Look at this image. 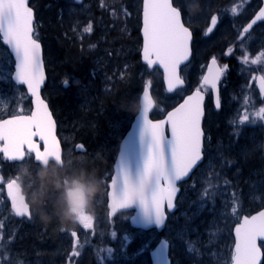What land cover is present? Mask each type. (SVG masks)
Segmentation results:
<instances>
[{"label": "snow or ice", "instance_id": "snow-or-ice-1", "mask_svg": "<svg viewBox=\"0 0 264 264\" xmlns=\"http://www.w3.org/2000/svg\"><path fill=\"white\" fill-rule=\"evenodd\" d=\"M143 6V49L142 56L149 68L158 65L163 69L167 84V91L172 92L184 84L180 75V66L189 60L191 55L190 43L192 32L182 19L183 8L174 4V0H142ZM236 13V9H233ZM257 21H264V8L258 15L243 28L241 38L248 33ZM217 17L211 18L215 26ZM213 29L209 27L207 32ZM91 31V26L85 29ZM0 39L7 45L15 57V74L12 79L17 85H26L27 91L33 98L34 111L30 114H12L7 119H0V153L6 159L22 161L26 155L34 154V160L46 159L50 156H61L60 143L54 135V122L48 105L41 98L40 89L45 80V73L41 58V44L35 35L34 12L28 5V0H0ZM229 48L227 54H231ZM264 53H261L251 64H257ZM242 63L248 64L249 57L245 55ZM228 65L219 66L216 58H212L207 66V74L202 76V82L183 102L173 110L167 112L163 120L149 119L153 101L147 88L143 91L144 108L138 116L141 124V145L145 135L150 137L147 154L143 157L142 166L138 175L142 181H150V192L141 200L132 199L127 191L130 167L125 160L123 149L115 162L114 174L111 175L108 185L109 216H114L119 210L138 209L131 216L133 225L142 228L155 226L162 227L165 219V205L168 210L174 208V201L179 191L177 182L188 177L199 162L203 159V144L205 133L202 121L205 117V97L211 92L217 110L221 107L219 87L221 78L225 76ZM258 79L261 96H264V75L253 77ZM260 120H264V107L255 113ZM249 119L245 115L241 123ZM170 135H166L165 127ZM238 135V133H237ZM38 137L43 143L41 146L34 141ZM26 146V151H25ZM81 149L83 145H79ZM107 178V177H105ZM225 184L229 182L224 181ZM8 196L12 201V209L17 217L32 219V211L19 193L17 178L7 183ZM211 185L205 188L203 195L211 194ZM238 197L233 194L232 214L237 215ZM202 204L200 207L202 208ZM79 224L84 229L93 228V217L81 214ZM235 241L231 254V264H261L264 253L258 241H264V210L255 215L238 217L234 228ZM72 238H77L75 230L70 232ZM115 237V232L112 233ZM131 241L129 236L124 237L126 247ZM78 241L74 240L71 257H78ZM148 245L145 244L146 248ZM168 248L167 241H161L154 255L158 256L163 264H169L165 259ZM194 249L189 245L188 251ZM111 249L108 252L111 253Z\"/></svg>", "mask_w": 264, "mask_h": 264}, {"label": "rangeland", "instance_id": "rangeland-1", "mask_svg": "<svg viewBox=\"0 0 264 264\" xmlns=\"http://www.w3.org/2000/svg\"><path fill=\"white\" fill-rule=\"evenodd\" d=\"M112 3L108 0H102L101 4L103 7L108 8L109 15L113 19H117L121 15V18L126 16V12L121 8L119 10H110V7L106 5ZM186 9L190 13V24L196 26V29H206L210 23V17L213 13H217V9L222 11L221 16L223 17L222 26L230 25V16L226 12L232 11L233 9H240L241 13L244 12V8L248 3V0H184ZM89 8V4L82 5L80 9L73 8V12L79 14L78 11L86 10ZM104 8V9H105ZM246 10H248L246 8ZM124 19V18H123ZM83 23V17L81 20H76V25L80 24L75 30L78 31V37L83 38L92 33V25L89 22L88 18H85ZM240 23L237 20L235 22L232 19V24L236 27V24ZM91 26V31H85L86 28ZM226 30V29H224ZM213 37L210 38L209 43H205L203 48L206 50H212L217 43H213ZM201 50V49H200ZM199 50V51H200ZM198 51V58L194 59L193 63L184 69V77L188 83V90L199 87V81L201 78V73L204 68L202 61H199L202 53ZM215 52V51H214ZM249 57L250 60L255 59L258 54L250 57V54H245ZM235 57V56H234ZM244 55L240 57L242 62ZM261 60L257 64H245L244 67H241L243 72H246L244 87L248 91L247 94L253 97L252 94V84L253 77L256 71L261 70ZM220 66L225 65L224 62H219ZM230 66V65H229ZM228 66V70H229ZM13 61L7 52V50L0 43V119L10 116L12 114H19L22 109L23 113L27 112L30 109L28 99L25 97L23 90L20 87L15 86L11 82V75L13 72ZM227 70V71H228ZM246 70V71H245ZM155 87L152 90L153 97L156 101V110L164 112L171 105L176 103L179 97L184 93L176 96L167 95L164 90L160 89V74L158 71H153ZM252 102H255V99H252ZM261 108V107H260ZM259 112L257 110H250L249 112L244 113L252 119L251 124L253 126L260 127V131L264 132V120H260L255 113ZM242 116V115H241ZM66 129V126L61 125L60 129ZM63 129V134H61V139L66 143L64 150V161L67 165H70L73 161L71 157L72 151V135L67 132V129ZM86 158L78 156L76 159L77 163H82ZM31 162L28 158L21 164L17 166H12L11 168L3 167L0 159V264H50L53 260V257H59L60 264H69L68 260L77 259V257L65 256L66 251H69L68 254H71L73 249L74 240H77L76 245L77 250L85 255L86 260L90 261L91 264H104V261H110L109 264H123L126 261H131V264H144L145 262L137 258L135 255L140 251H148L152 248V244L158 241L157 234L154 232H145V234L131 233V230H128V217L127 214H121L114 219H108L107 211L104 208V195L100 193L92 202L88 212H82L93 217V228L84 229L80 224L75 227L77 232V238H72L70 235L71 231H65L69 236L67 237L65 251L61 248L63 242H58L57 245L60 246V249L57 253H54L52 247L45 246L42 250H36L35 253H30V250H35L37 246L40 245L39 239L33 240L29 237V232L37 228L36 219L38 218L35 214L33 221H30L26 226L27 230H21L22 225L17 223L12 215L9 214L10 211L6 208V202L2 197L3 185L11 178H17V181L20 184H23L25 188H29L28 180L26 179L30 172L26 173L28 163ZM209 164V173L202 174L201 176H195L193 179L187 183L185 186L186 189L183 191L182 196L178 199V213L171 218V224L165 230L164 237L170 242L171 250L174 252L173 257L177 260L178 264H230L231 263V235L230 229L234 223L238 221V217L241 215L243 197L241 192L237 190L235 193L238 197L237 215L232 214L233 207V192L230 190H217L219 188L218 181L223 180V166L216 161L208 162ZM212 166L220 171L212 173ZM74 168V166L72 167ZM52 173V170H51ZM61 174V172H60ZM73 174V173H72ZM79 174V173H78ZM62 178L60 179V186L57 189V200L63 201V195L65 190L69 189V186L72 182L78 181L81 179L80 174L70 176L66 172L61 174ZM69 176V178L67 177ZM206 176L208 178H206ZM105 181V180H104ZM205 186L203 189L199 188V185ZM211 185V194L208 197L203 195L205 188H208ZM215 187V189H214ZM217 190V191H216ZM246 199L247 203L251 204L249 208L255 207L257 205L262 206L264 204V188L261 190H254L250 193L247 191ZM30 195V202L35 197V195L28 190ZM204 205L202 208L201 205ZM245 207V206H244ZM247 210V208L245 207ZM42 212L43 210H39ZM35 213V211H34ZM81 213V214H82ZM22 225V226H21ZM32 225V226H29ZM73 231V230H72ZM63 232V231H62ZM115 232V237L112 233ZM129 236L131 241L127 244L126 247H122L124 244V237ZM38 240V241H37ZM30 243H33L30 246ZM148 246L145 248L144 245ZM151 244V245H150ZM189 245L193 247V251L189 252ZM57 246V247H58ZM27 248V249H26ZM30 249V250H29ZM108 249H111V253L108 252ZM26 251V253H24ZM64 251V252H63ZM22 253V254H21ZM30 253L31 255H28ZM59 254V255H58ZM124 261L121 263L120 256H122ZM39 258H33L32 257ZM78 256V257H79ZM105 256V258L103 257ZM31 257V258H30ZM65 261V262H64ZM107 264V263H105Z\"/></svg>", "mask_w": 264, "mask_h": 264}, {"label": "trees", "instance_id": "trees-1", "mask_svg": "<svg viewBox=\"0 0 264 264\" xmlns=\"http://www.w3.org/2000/svg\"><path fill=\"white\" fill-rule=\"evenodd\" d=\"M113 1L116 10L122 8L130 17L123 19L120 15L113 19L97 11L90 15L92 33L79 38L75 28L81 23L78 26L75 23L77 19L87 18L84 12L76 14L65 5V0H30L35 12V35L43 47L47 72L44 97L59 129L64 124L75 143L83 145L87 154V160L77 163L72 173H79L89 184L99 182L102 189L103 177L111 171L118 144L135 115L143 87L148 85L151 91L155 87L153 73L140 61L141 0ZM229 85L230 80L226 81L225 91ZM159 114L156 110L154 117ZM253 150L244 145L236 153L237 160L249 169L250 176L263 168V161L250 155ZM1 164L5 167L3 161ZM28 164L27 191L31 190L43 201L39 209L52 217L51 225L39 222L40 228L38 225L34 233L29 232V238L35 240L37 235L45 237V233L40 232L41 227L50 228L57 219L61 200H57L52 177L55 174L32 162Z\"/></svg>", "mask_w": 264, "mask_h": 264}, {"label": "flooded vegetation", "instance_id": "flooded-vegetation-1", "mask_svg": "<svg viewBox=\"0 0 264 264\" xmlns=\"http://www.w3.org/2000/svg\"><path fill=\"white\" fill-rule=\"evenodd\" d=\"M102 0H69L66 2V5L69 9L77 8L78 10L82 5L89 4V8L86 10H80L78 12H84V17H87L89 22L92 25L91 21V14H95L98 12H104L105 14H109L108 8H105L101 4ZM112 3L108 4L106 1V5L110 7V10H115V4L113 3V0H109ZM73 4V5H72ZM174 4H179L182 6V19L185 22L186 26L189 27L190 31L192 32V62L194 59L198 58V51L202 53L201 58L199 61H202L204 64V68L202 70L201 76L205 72L207 63L212 58H216L217 64L220 66L219 62H224L226 65L229 66V70L226 72L225 76L221 78L220 84H219V95L221 100V107L219 110L216 109L215 104L213 103V100L209 93L206 95V102H205V117L203 120L202 127L204 129L205 138H204V144H203V159L201 163L198 165L197 169L194 171L193 175L191 176V179H193L195 176H201L202 174H208L209 171V164L208 162L216 161L217 163H220L221 166H223V174L222 170H219V167L216 170L215 166H212V173H216V171H220L221 176H223V180H227L229 183L225 184L224 181H218L219 182V188L217 190H230L232 193H236L238 189L239 194H242L241 197H243V203L241 215L240 217H243L244 215L251 216L253 213L261 210L264 208V204L262 206H255L252 208L249 203H247L246 194L249 190L250 193L254 190H261V188H264V132L260 131V127L253 126L251 124L252 119L249 117L247 121H244L241 123L242 118L244 117V113L249 112L250 110H257L260 109V107H264V96H261L259 92V87L257 84V79H254L252 82V94L253 97L249 96L247 94V90L244 87L245 78L247 77L246 72H243L241 67H244V63L240 61L241 56H245V54H250V57L253 55L258 54V56L261 53H264V21L257 22L255 25H253V28L246 34L243 35V38H241V33L243 32V28L247 26L248 23H250L256 13L259 11V9L262 6L261 0H248V3L246 4V7L244 8V12L240 15L241 11L240 9H236V13H233L232 11L226 12L230 16V25L222 26L223 24V17L221 16L222 11L220 9H217V13H213L210 17V23L209 27H212V31L209 33L207 32V29L203 27L202 29L197 28L196 26H193L190 24V16L189 12L186 9L185 1L184 0H174ZM105 8V9H104ZM246 8L248 10H246ZM126 12V17H130V13L128 11ZM213 16L217 17V23L215 26L211 24V18ZM85 19V18H84ZM232 19L235 20V22L240 21V23L236 24V27L234 24H232ZM85 24L86 22L83 21ZM226 29V30H224ZM213 37V43H217L216 46L213 47L212 50H206L203 48V45L205 43H209L210 38ZM229 48L232 49L231 54H227ZM215 51V52H214ZM235 56V57H234ZM256 58V57H255ZM249 59V65H251ZM261 70L256 71L254 73V77H259L261 75H264V57L261 58ZM182 77L184 76L181 73ZM234 79L235 81L231 80ZM184 79V77H183ZM185 80V79H184ZM231 81V85H229V89L225 91L224 87L226 86V81ZM236 82L238 85L236 86ZM252 99H255V102H252ZM242 115V116H241ZM63 130L59 129L58 135L60 136L61 145H62V161L63 165L58 166L52 162L49 163V166L47 168H51L52 172L55 175H60L61 172H66L67 175H74L72 174L71 170L72 167L75 166L77 163H75V160L78 158V156H82V158H86L87 160V154L84 152V149L78 147L75 143V141L72 139V151H71V157L73 158V161L70 165H67L64 161V150L66 147V143L62 141L61 134ZM61 133V134H60ZM238 133V135H237ZM244 145H247L249 147H253V152L250 153V155H255L258 159H261L263 161V168H261L259 171H257L255 176H250L249 169H246L239 163V161L236 158V153L241 149ZM17 166L16 164H8L7 167ZM8 167V168H9ZM74 169V168H73ZM79 175V174H76ZM81 176V175H80ZM69 178V176H67ZM206 178H208L206 176ZM78 180L84 184H89V181H86L85 178H79ZM190 179V180H191ZM189 180V181H190ZM61 181V180H60ZM186 182L181 185V194L180 197L183 194V191L186 189ZM206 183L203 185H199L200 189H203ZM215 189V187H214ZM68 190V189H67ZM216 190V191H217ZM103 194L105 193V190L102 189L101 191ZM238 193V192H237ZM179 197V199H180ZM64 198V195H63ZM105 199V194H104ZM30 203V202H29ZM61 207L63 205V201H60ZM7 205V204H6ZM247 210L245 209V207ZM7 210H9L8 205L6 206ZM104 208L106 209V205L104 203ZM32 211V219L35 218V213L32 208H30ZM40 210V209H39ZM11 212H9L10 214ZM44 214V211L41 212ZM82 213V212H81ZM80 213V215H81ZM12 215V214H10ZM79 215V217H80ZM107 215V214H106ZM13 217V216H12ZM14 218V217H13ZM31 219V220H32ZM14 220L17 223H20L22 225L21 230H27L28 227H26L31 220L29 219H15ZM36 221H40L38 218ZM237 223V222H236ZM236 223H234L230 229V235H231V252L233 251V245H234V237H233V229L235 228ZM58 224L59 221L56 219L52 226L44 227L45 237H41V241L39 242L42 244L39 250H42L45 248L42 242H47L48 238L52 233L56 234V237L54 239V243L50 245L52 247V250L54 253H57L60 249V246L57 245L58 242H63V246L61 247L65 251V246L67 237L69 234H67L65 231H59L58 230ZM141 232V231H138ZM143 233V232H142ZM166 235V234H165ZM40 236V235H39ZM38 241V240H37ZM156 243L152 244V248L155 246ZM170 244V242H169ZM151 245V244H150ZM58 246V247H57ZM27 249V248H26ZM30 250V249H29ZM150 249L148 251H140L135 256L139 258L140 260L144 261V264H151L150 260ZM63 251V252H64ZM26 253V251L24 252ZM31 253V250H30ZM30 253H27L28 255H31ZM69 251H66L65 256H70L71 254H68ZM22 254V253H21ZM174 252L171 250V247L169 249V260L170 264H178L177 260L173 257ZM59 255V254H58ZM105 258V256H103ZM31 258V257H30ZM35 257H32L33 259ZM39 258V257H38ZM122 256H120L121 263L124 261ZM69 264H91L90 261L86 260V257L84 254L77 257V259L68 260ZM65 262V261H64ZM110 261H104V264H109ZM35 264H38L35 263ZM41 264V263H40ZM42 264H45V262H42ZM50 264H60L59 257H53V260L50 262ZM101 264V261H100ZM123 264H131V261H126V263Z\"/></svg>", "mask_w": 264, "mask_h": 264}, {"label": "water", "instance_id": "water-1", "mask_svg": "<svg viewBox=\"0 0 264 264\" xmlns=\"http://www.w3.org/2000/svg\"><path fill=\"white\" fill-rule=\"evenodd\" d=\"M261 1H262V7H261L260 9L264 8V0H261ZM28 5H29V7H30V0H28ZM260 9H259V11L256 13V15L259 14ZM33 12H34V10H33ZM142 12H143V6H142V8H141V27H140V37H141L140 59H141V63H142L143 65H145L149 71H151V70H153V69H157V70L161 73V80H162V84H163L164 90H165L166 94H168V95H172V94H174L177 90L182 89V88L184 87V85H185V82H184L183 85L177 87V88L174 89L172 92L167 91V84H166V81H165V78H164V72H163V69L160 68L158 65H154L152 68H149V67L147 66L146 62L143 60V56H142V49H143V34H142L143 17H142ZM34 14H35V13H34ZM256 15H255V16H256ZM254 18H255V17H254ZM34 21H35V16H34ZM257 22H261V21H257ZM0 42H1V44L7 49L8 53L11 55L12 60H13V62H14V65H13V73H12V76H11V81L15 84V81L12 79V77H13L14 74H15V57H14V55L12 54L11 49H10L7 45H5V44L3 43L2 39H0ZM191 43H192V40H191ZM191 43H190V49H191ZM40 44H41V43H40ZM191 54H192V53H191ZM41 58H42V63H43V68H44V73H45V80H44V83H43L42 86H41V89H40V95H41V98L44 99V98H43V95H42V91H43V89H44V87H45V84H46L47 78H46V71H45V67H44V60H43L42 46H41ZM190 60H191V55H190V57H189V60L186 61L185 64H182V65L180 66V69H181L183 66H185L186 64H188V63L190 62ZM210 63H211V60L208 62L207 66L210 65ZM206 74H207V67H206V71H205L204 75H206ZM257 78H258V77H257ZM201 82H202V79H201L200 83H201ZM257 84H258V79H257ZM15 85H17V84H15ZM17 86H21V87L25 90L27 96L29 97V99H30V105H31V110H30V113H31V111H34V110H35V109H34V104H33V98H32V97L30 96V94L28 93L26 85H17ZM218 87H219V85H218ZM145 88L148 89V91H149V95H150V97H151V99H152V101H153V107H152V110L149 112V119L153 120L154 122H155V121H158V120H163V119H165V118H166V115H167V112L173 110L176 106H178L180 103L183 102V99H184V98L187 97V95H186V96H185L180 102H178L173 108L169 109L161 119H155V120H154V119L151 118V114H152V112H153V110H154V107H155V101H154V99H153V97H152V95H151V92H150L149 88H148L147 86H145L144 89H145ZM144 89H143V91H144ZM193 91H194V90H193ZM193 91H192V92H193ZM192 92H190L188 95H190ZM211 97H212V100H213V103H214V98H213V95H212V94H211ZM139 99H142V100H143V92L141 93ZM44 100H45V99H44ZM45 102L47 103L46 100H45ZM214 104H215V103H214ZM47 105H48V103H47ZM48 109H49V111H50V113H51V115H52V112H51V110H50V108H49V105H48ZM30 113H29V114H30ZM7 118H9V117H6V118H4V119H7ZM52 120H53V122H54V135L56 136L57 140H58L59 143H60V140H59V138H58V136H57L56 122H55V119H54L53 115H52ZM202 122H203V121H202ZM165 131H166V135H170V132H169L167 126L165 127ZM140 135H141V124H140V122L138 121V116L135 115L134 118H133V120H132V122H131V124H130V126H129V129L127 130V132L125 133V135L123 136L122 140H121L120 143H119L118 152H117V155H116V157H115V160H114V163H113V167H112V171H113V172H112V175H113V174H114V169H115V162H116V160H118V157H119V155H120V153H121V150L123 149L124 154H125V160H126L128 166L130 167V175H129V177H128V184H129L130 182H134V183H137V184H140V183L143 182V181L141 180V178L139 177V175H138V169L142 166L143 157L147 154V149H148V146H149L151 140H150V137H149V136L145 135L144 138H143V145H141ZM34 141H35L36 143H38V144L41 146V150H43V143L39 140V138H38V137H35V138H34ZM0 142H1V145H0V146H2L3 142H2V141H0ZM60 147H61V143H60ZM25 151H26V146H25ZM61 151H62V148H61ZM0 154H1L2 157H3L7 162H9V163H16V162H22V161H23V160H22V161H13V160H9V159H6V158H5V156H4L3 153H0ZM32 155H33V157H34V154H32ZM34 162L37 163V164H39L42 168H46L50 162H53V163H55L56 165H59V166H62V164H63V163H62V158H61V156H50V157H48V158H46V159H43V158L40 159L39 162H37L36 160H34ZM200 163H201V162H199L198 165H199ZM198 165L196 166V168L198 167ZM196 168L193 169V171L189 174L188 177H186V178H184L183 180L177 182V187H178L179 191H178L177 196H176L175 201H174V205H175V206H174V208H173L172 210H168V209H167V206L165 205L166 219H165V222H164V224H163L162 227L157 228V227H155V226H152V227H149V228H146V229H145V228L140 227L139 225H133V223H132L130 217H131V216H134V215L136 214V211H138V209H136V208H134V209H123V210H119V211L116 213V215L119 214V213L131 212L132 214H131V216L129 217V225H130L132 228L142 229V230H145V231H149V230L155 229L157 232L160 233V232L164 229V227H165V224H166V221H167V213L172 214V213L176 210V208H177V207H176V200H177V197H178L179 192H180V188H179L178 185H179L180 183H182V182L187 181V180L190 178L191 174L194 172V170H195ZM110 178H111V177H110ZM7 183H8V182H7ZM7 183H6L5 186H4V193H5V196H6L7 200H8V203H9V205H10V208H11L12 212L14 213V211H13V209H12V201H11V199H10L9 196H8ZM109 183H110V181L108 182V185H109ZM108 185H107V186H108ZM17 186H18V189H19V193H20V195L23 197V199H24L25 202H26V198H25V195L22 193V188H21V186H20L18 183H17ZM127 188H128V186H127ZM108 191H109V188H108ZM108 191H107V209H108V216H109L110 209L108 208V203H109ZM129 196H130V195H129ZM130 197H131V196H130ZM131 198H132V197H131ZM132 199H133V198H132ZM26 203H27V202H26ZM27 205H28V204H27ZM28 206H29V205H28ZM262 210H264V209H262ZM260 211H261V210H260ZM258 212H259V211H258ZM258 212L254 213V214H252V215L257 214ZM14 214H15V213H14ZM116 215L111 216V217L109 216V218H113V217H115ZM15 217H17V216L15 215ZM17 218H27V217H17ZM27 219H28V218H27ZM232 234H233L234 241H235L234 229H233ZM161 241H166V240H165V239H161L160 242H161ZM160 242H159V243L153 248V250H151V252H150V259H151L152 264H163V261H162L158 256L154 255V253H156V250H157V248H158L159 245H160ZM260 242H264V241H258V244H259ZM233 249H234V245H233ZM168 251H169V244H168V248H167V250H166V252H165V259H166V260L169 262V264H170V261H169V259H168ZM261 251H262V249H261ZM262 253H263V251H262ZM262 262H263V257H262V260H261V264H262Z\"/></svg>", "mask_w": 264, "mask_h": 264}, {"label": "clouds", "instance_id": "clouds-1", "mask_svg": "<svg viewBox=\"0 0 264 264\" xmlns=\"http://www.w3.org/2000/svg\"><path fill=\"white\" fill-rule=\"evenodd\" d=\"M144 108L142 99H138L135 109V115L139 116ZM62 187V186H59ZM102 191V185L99 182L84 184L80 181L72 182L68 190H65L63 205L57 211L56 217L59 221V231H72L79 224V215L81 212H88L93 200ZM128 194L134 200L144 199L150 192V181L145 179L137 184L130 182L127 188ZM43 201L37 196L32 199L30 208L35 211L36 216L44 225H51L52 217L42 214L39 208Z\"/></svg>", "mask_w": 264, "mask_h": 264}, {"label": "bare ground", "instance_id": "bare-ground-1", "mask_svg": "<svg viewBox=\"0 0 264 264\" xmlns=\"http://www.w3.org/2000/svg\"><path fill=\"white\" fill-rule=\"evenodd\" d=\"M66 2L67 1H69V0H65ZM62 4V3H61ZM66 5V4H65ZM73 5V4H72ZM75 26H78V25H76V23H75ZM75 163H77V161L75 160ZM9 167V166H8ZM9 168H11V167H9ZM46 171H48V173H51V168H46L45 169ZM72 170H73V168H72ZM72 170H71V172H72ZM52 175H54L53 174V172L51 173ZM62 174H63V172H62ZM110 175H112L111 173H106L105 175H104V177L103 178H105V177H107V178H105V179H108V178H110ZM53 177V182H54V185L57 187V189L59 188V186H60V179L62 178V176L61 175H54V176H52ZM86 180V179H85ZM87 181V180H86ZM100 193H102V192H100ZM34 219V218H33ZM33 219L31 220V221H33ZM38 224L37 225H39V222L40 221H36ZM29 226H32V225H29ZM38 228H40V225L38 226ZM38 228H36V229H34L33 231H27V232H32V233H34ZM40 232L41 233H43L44 232V230H43V227H41V229H40ZM55 237H56V234L55 233H52L51 235H50V237L48 238V240H47V242H42L43 243V245L44 246H49V245H52L53 243H54V239H55ZM37 239H39V241L41 240V236H38L37 235ZM42 246V244H40L39 246H37L36 248H35V250H31V253H35V251L36 250H39L40 249V247ZM43 247V246H42ZM39 257V256H38ZM37 256L35 257V258H38Z\"/></svg>", "mask_w": 264, "mask_h": 264}]
</instances>
